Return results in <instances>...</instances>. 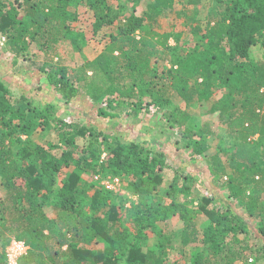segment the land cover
<instances>
[{"label":"trees","instance_id":"1","mask_svg":"<svg viewBox=\"0 0 264 264\" xmlns=\"http://www.w3.org/2000/svg\"><path fill=\"white\" fill-rule=\"evenodd\" d=\"M142 1L85 0L95 20L92 32H79L73 21L83 0H0V32L14 62L30 57L33 42L47 57L58 56L59 62L43 61L40 71L66 104L83 105L80 113L88 106L85 96L105 103L98 108L104 118L119 119L126 109L131 116L161 113L163 130H181L175 145L182 159L175 168L156 149L155 136L126 143L117 133L66 119L56 103L15 96L0 79V185L7 191L0 195V264H9L6 233L30 245L19 264H121L123 258L180 264L170 261L171 234L159 225L176 215L184 223V247L202 246L184 264H264V58L252 57L254 47L264 48V0H208L207 25L200 23L201 0H188L195 5L189 30L200 39L187 51L169 44L172 33L162 41L155 29L174 0H148L137 14ZM107 26L115 30L95 59L78 67L64 63L62 42L78 47ZM219 94L211 110L229 138L221 136L210 154L215 131L209 122L195 125L190 108ZM39 128L53 131L46 143L34 139ZM201 159L209 185L197 186H210L207 192L193 188L198 177L186 163ZM169 169L174 175L163 193ZM97 175L122 178L139 201L125 207ZM200 215L207 217L203 224ZM145 230L156 235L153 248H144Z\"/></svg>","mask_w":264,"mask_h":264},{"label":"rangeland","instance_id":"2","mask_svg":"<svg viewBox=\"0 0 264 264\" xmlns=\"http://www.w3.org/2000/svg\"><path fill=\"white\" fill-rule=\"evenodd\" d=\"M12 1L16 5H18L19 1L23 0ZM147 1L148 0L142 1V3L135 9L137 14H142L143 11L146 10ZM200 2L201 3L198 5L200 11L199 16L201 17L200 23L207 25L205 17H208L207 15L209 14L210 3L208 2V0H201ZM83 3H86L85 0H83L82 4L80 2L81 5L78 4L80 5L78 8V19L73 21V26L75 30L79 32H81L80 29L83 31L92 32V23L95 20L94 13L93 10L86 8L87 5ZM110 3L114 6H117L118 4L117 0H110ZM129 7L128 12L132 9ZM194 7L195 5L189 3L188 0H174V9L171 12L159 16L157 24L155 26V29H157L161 34L160 38L162 39V41L165 40V33H172V36L169 37V44L171 46L179 44V46H181L182 49H185V51L189 49L188 44L194 45L196 42H198L200 37H195L191 35L189 30V26L190 24H192L191 19L194 15ZM74 8L75 7H73V10H75ZM114 30V26L103 27L100 32L95 35L92 39H80V45L78 47L72 44L69 40L62 42L59 47V52L61 53V57L64 60V63L78 67L88 60L95 59L104 50L105 45L109 41V33ZM178 37L180 38L179 41H177ZM48 56L49 57H47L44 52H42V49L38 43L33 42L31 45L30 57H20L17 63L14 62V55L7 50L6 41L3 39V35L0 32V79L6 83L10 91L15 96L25 95L32 102L40 106H45L46 103H48L49 101L56 103L59 107V113L63 115L66 119L71 120L77 118L78 120H81L88 125H95L100 129H104L110 134L117 133L120 136V139L126 143H129L130 141L135 139L142 141L143 138L147 139L149 135L155 136L157 138V142L154 143L156 149H163L165 151V153L167 154L166 157L171 166L175 168L182 167V159L180 156H178L181 151H178L175 145L176 140L181 139V130H179L178 128L163 130V116L161 113L156 112L155 110L149 112L146 110H142L139 112L138 116H131L129 114L130 111L126 109V111L121 115L119 119L104 118L98 114V108L100 107L99 104H102L103 106L105 103L101 101L100 103L96 104V102H94L87 96H85L82 103H86L88 106L85 110V113H80L78 109H81L83 105L78 106L76 103H70L69 105L66 104L62 100L61 95L47 83L46 74L40 71L39 67L42 65L43 61L47 59H49V61L52 60V62H59L58 56L54 57L53 54H49ZM252 57L254 59L264 58V48L260 45L254 47ZM165 64L168 65V63ZM97 80L101 81L102 78L97 77ZM213 97L214 98L209 100L200 101L192 105V107L190 108V111L193 115V123L195 125L202 124L204 122H209L211 124L212 129L215 131V137L212 139L211 142L212 147L209 149L210 154L216 152L217 145L220 142L221 136L227 135V127L219 119L218 112H212L211 110L212 104L215 100L220 97V94ZM172 98L175 103L180 105L182 104V100L179 96L174 95L172 96ZM52 133L53 131H42V129L39 128L35 131V133H33V136L35 141L46 143L47 140L53 136ZM228 138L229 137L225 136L226 141H228ZM105 156L106 153L102 155L103 158ZM186 163L189 173L191 172V174H195L198 177V182L193 183V188L196 190V192L202 190L199 189L197 186V184L199 185L201 184V182L203 183V186L207 188L209 185V179H205V175L203 172V169L206 167L205 159H201L196 165H192L190 162ZM167 173L169 174L166 176V183H164V185L162 186L163 193H165V190H167V187L170 183L169 179L173 178L174 171L169 169ZM120 179L121 190L115 193L122 195V197H119L117 195L115 196H117V199L123 198L122 201L125 203V207L129 208L131 206V202H137L139 201V199L137 195L132 194L129 190L126 189L127 182H124L122 178ZM216 186L217 188H219L222 187L223 184L218 181L216 182ZM210 189L211 187L209 186L208 190L202 191L207 192L210 191ZM220 192H224L226 194V190H220ZM6 193L7 191L4 186L0 185V195L6 196ZM47 211L49 212V214H53L51 208H49ZM122 211L124 213L125 210L122 209ZM206 220V216H199V224H203ZM159 225L161 226V228H164L167 233L171 234L172 240L170 241V247H172L169 248L170 261L178 260L180 264H184L186 258L189 257L193 250H197L202 247L201 243H199V245L190 244L184 247V244L182 243L180 238L184 223L179 218V216H172L167 222H162ZM145 234H147L149 239L145 242L144 248H153L157 241L156 235L151 230H145ZM241 237L244 239V235H241ZM5 238L7 240H10L6 249L7 252L11 245V242L17 238L11 236L10 233H6ZM249 240V244L255 246L256 248V245L254 244V239L250 238ZM1 241L2 238H0V242ZM22 241L26 242L25 240ZM54 242L57 241L54 239ZM247 243V240H243L244 245H246ZM27 245L30 249V245L28 243ZM57 245L55 246L57 247ZM99 245L100 244H94V248L98 247ZM26 255L22 256L19 259L18 264ZM121 264H127L125 262V258H123ZM235 264L245 263L236 262Z\"/></svg>","mask_w":264,"mask_h":264},{"label":"built area","instance_id":"3","mask_svg":"<svg viewBox=\"0 0 264 264\" xmlns=\"http://www.w3.org/2000/svg\"><path fill=\"white\" fill-rule=\"evenodd\" d=\"M5 40V38L3 37ZM95 179L100 181L101 184L107 189L114 192H119L121 190V179L120 177H108L101 178L99 175L95 176ZM29 246L26 242L22 240H13L8 249L7 259L9 264H18L19 259L28 254ZM6 252V253H7Z\"/></svg>","mask_w":264,"mask_h":264}]
</instances>
